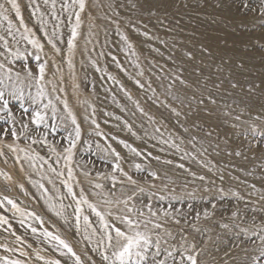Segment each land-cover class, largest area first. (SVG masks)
<instances>
[{
    "label": "rangeland",
    "instance_id": "rangeland-1",
    "mask_svg": "<svg viewBox=\"0 0 264 264\" xmlns=\"http://www.w3.org/2000/svg\"><path fill=\"white\" fill-rule=\"evenodd\" d=\"M16 2L19 17L0 0V218L17 238L0 234V264H108L96 212L109 231L143 212L162 248L186 236L202 264L259 256L264 0Z\"/></svg>",
    "mask_w": 264,
    "mask_h": 264
},
{
    "label": "snow or ice",
    "instance_id": "snow-or-ice-1",
    "mask_svg": "<svg viewBox=\"0 0 264 264\" xmlns=\"http://www.w3.org/2000/svg\"><path fill=\"white\" fill-rule=\"evenodd\" d=\"M7 2L11 5V8L15 10L16 16H20V6L16 2V0H7ZM47 2V0H46ZM73 3H78L80 11H83L85 8V0H73ZM54 6V5H53ZM7 11L4 4H0V17L7 20L8 17L4 14ZM21 23H23V19L21 17ZM9 25H11V21H9ZM80 25V15L79 13H76V25L72 29V36L73 38L77 35L76 29ZM0 39H3L0 37ZM51 43V41H49ZM35 47L42 48V45H40L37 41L32 40L30 41ZM69 46L72 47V41H69ZM58 51V50H57ZM39 59V57H37ZM4 65L0 64V69H3ZM40 70V79H43V73H44V65L39 66ZM9 72L11 69L8 70ZM29 76L32 75V73L29 71ZM19 74H17L18 76ZM183 82V81H182ZM0 83H3L2 80H0ZM237 85L233 84L232 87L235 88ZM40 95H43V92L39 93ZM0 100H4V92L0 91ZM201 104H203V100L200 101ZM212 103H215L213 100ZM4 105L7 107V101L4 100ZM65 107H67V103L65 102ZM27 111V109H25ZM175 111V109L173 110ZM179 115V113H176ZM11 115V113H9ZM37 120L42 119L40 116V113L34 114ZM239 119V117H237ZM73 124L76 123L75 118H72ZM12 135L15 136L16 133L13 131ZM262 136H264V133H261ZM80 136V129L79 126L76 128V137L79 138ZM74 146V145H73ZM69 157L71 158V150L69 149ZM239 155V153H237ZM117 167H119L117 165ZM71 174V173H69ZM154 175V174H153ZM131 183L135 184L136 182L131 179V177L128 178ZM203 179V177H201ZM99 187V185L97 186ZM69 193H72L71 187H69ZM132 197H128V199L124 200L122 203L125 205V208L127 209L128 213H134L136 210L133 207H128V200H131ZM86 202V201H85ZM11 203V201H9ZM93 208V211L95 210V207L92 205H89ZM149 207V211L151 212V207ZM79 211V209H77ZM96 215L101 218V221L103 223V227L105 229V238L107 241V249H111V255L107 254V251L102 253V258L104 261L108 262V264H168V261L171 260L172 264H202L201 261L198 260V257L200 256V251L197 249L196 243H190L188 242V239L186 236H181V241L183 243L180 244V247L177 248L176 245H172L171 248L173 250H169L168 248H162L161 241L163 237L160 235V233L157 231L155 232V238L153 239V229L159 230L164 227L162 223H155L153 225L152 229L148 228V224L151 223V221H143L140 220V217L143 216V212L137 213V218L134 220L130 215H124V216H118L117 219L120 220L122 223H124L127 226V231L122 230L120 227H114L112 231H109V225L107 221L104 220V217L101 215L100 212H96ZM153 216L156 215V213H152ZM171 214L168 212L164 213V218L166 219ZM205 217H207L209 214L207 212L204 213ZM236 213H233V216H235ZM197 218H199V213H197ZM174 223L176 225H179L181 221L177 219L175 216L172 217ZM85 221L87 222V217H85ZM223 228H228L229 225L223 224L221 225ZM114 231V235H113ZM199 231V229H197ZM246 231V230H242ZM165 236L171 237L172 233L165 229L164 232ZM261 247H260V254L259 256H253L251 258L250 264H260L261 258H264V235H261ZM58 239V238H56ZM174 239V237H173ZM167 243V240L164 241ZM61 244H64L63 241H60ZM64 247H68L66 244H64ZM152 249H155L152 251ZM69 252H71V248L68 249ZM162 252L165 254L164 259H159V257L162 255ZM77 261L79 264V258L77 257ZM13 264H19V261L13 262Z\"/></svg>",
    "mask_w": 264,
    "mask_h": 264
},
{
    "label": "bare ground",
    "instance_id": "bare-ground-1",
    "mask_svg": "<svg viewBox=\"0 0 264 264\" xmlns=\"http://www.w3.org/2000/svg\"><path fill=\"white\" fill-rule=\"evenodd\" d=\"M49 156H51V158L54 159V160H57V159L59 160V159H61L63 157V152L62 151L61 152H57L56 151V153H54V154L51 153V155H49ZM9 215L11 217H13V218L16 217V215L12 212V210L9 212ZM17 222H19V221H17ZM0 224H1V218H0ZM0 234L2 236V239L6 240L10 245H12V246L16 245V241H17L16 235L12 233V231L9 228L8 225L3 224V223L1 224V226H0Z\"/></svg>",
    "mask_w": 264,
    "mask_h": 264
}]
</instances>
